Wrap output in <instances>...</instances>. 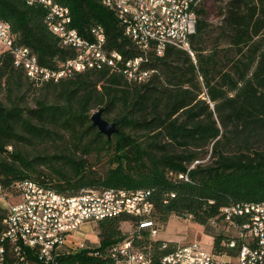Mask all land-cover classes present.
Returning <instances> with one entry per match:
<instances>
[{"label":"trees","instance_id":"1","mask_svg":"<svg viewBox=\"0 0 264 264\" xmlns=\"http://www.w3.org/2000/svg\"><path fill=\"white\" fill-rule=\"evenodd\" d=\"M55 1L69 7L72 25L79 31L99 22L107 47L124 55L132 53L112 11L98 0ZM213 1H224L217 23L206 18L205 0L197 4L195 30L189 38L193 57L182 49L166 47L163 54L152 57L148 65L156 71L142 83L128 82L105 68L84 70L64 80L40 82V88L60 85L66 105L39 103L19 108L0 104L2 181L26 177L33 163L44 162L43 156L27 160L18 150H8L9 142L51 141L61 137L60 131L69 136L63 145L79 146L80 154L69 151L49 156L59 164L53 169L55 180L29 176L57 191L148 187L147 218L164 223L170 214L188 215L208 228L220 222L219 208L229 201L264 203V0ZM45 15L46 7L36 0H0V20L9 23L14 40L29 46L39 63L53 65L71 50L59 45ZM17 73L29 85L38 83L29 80L2 50L0 85L13 82ZM88 101L104 102L103 109L121 105L124 112L117 118L119 123L140 135L118 129L113 142L98 131L84 139L94 130L86 123ZM92 146L97 151L107 149L115 164L104 172L92 168L83 156ZM179 173H186V179ZM123 220L135 223L136 217L119 213L98 219L93 224L97 237L93 249L103 251L124 238L118 228ZM146 233L143 229L134 243L143 245L152 264H159L158 257L174 242L150 239ZM224 237L215 234L211 249L234 253V248L220 242ZM86 250L61 256V264H67V259L106 263L107 258Z\"/></svg>","mask_w":264,"mask_h":264},{"label":"built area","instance_id":"2","mask_svg":"<svg viewBox=\"0 0 264 264\" xmlns=\"http://www.w3.org/2000/svg\"><path fill=\"white\" fill-rule=\"evenodd\" d=\"M36 1L46 7V24L59 45L71 54L53 65L41 64L29 46L14 40L9 23L0 20V43L13 65L33 82H56L76 72L105 68L128 82L142 83L156 71L148 63L166 47L182 49L193 57L189 38L200 0H109L114 2L112 13L132 48L128 55L106 46L99 22L81 32L72 25L67 5ZM178 176L186 179V173ZM149 193L148 187L122 186L65 193L30 177L4 183L0 174V264H5L7 256L12 258L8 264H52L55 251L71 250L73 254L81 249L107 258L104 264H152L143 245L134 243L143 229L150 236L159 229L157 222L146 217L151 207ZM119 213L136 217L134 231L105 250L93 249L96 244L76 237L83 223ZM219 214L220 224L229 231L220 242L234 248V253L207 250L194 241L177 243L158 257L159 264H264V204L229 201L219 208ZM67 264L81 263L67 259Z\"/></svg>","mask_w":264,"mask_h":264},{"label":"rangeland","instance_id":"3","mask_svg":"<svg viewBox=\"0 0 264 264\" xmlns=\"http://www.w3.org/2000/svg\"><path fill=\"white\" fill-rule=\"evenodd\" d=\"M224 1H213L205 0L206 6V18L211 23H217L220 20V12L222 11V6ZM4 50V47L0 43V52ZM75 74V73H73ZM73 74L63 78L67 79L72 77ZM62 80V79H60ZM41 83L38 82L35 85L28 84L26 79L22 74H15L14 81L10 83H1L0 85V104L6 107H33L39 103H49L54 105H66L67 101L64 99L63 94L60 92V85H51L46 88H40ZM98 88V87H97ZM74 99V98H72ZM82 102V101H81ZM73 104V100L70 101ZM98 107L104 108V102L92 104L90 101L86 104L84 111L87 115V122L90 123L89 114ZM124 112V107L119 104L112 106L109 109H103L101 115L108 119L114 120L120 117ZM118 129L129 132L131 135H140V131L133 130L129 125H122L118 123ZM94 131L97 129L94 127L93 132H90L84 139H90L93 137ZM61 137H56L54 140H46L42 142H35L31 144H21V143H12L9 142L6 145L8 150L16 149L18 150L25 159L30 160L36 156H43L44 162L33 163L30 170H27L26 177H40L48 178L51 180L56 179L55 172L53 169L59 168V164L54 160L50 159L49 156L57 152H69L71 151L74 156L80 154L79 146L73 148L72 144L63 145L64 140H69L67 133L60 132ZM64 134V135H62ZM102 137L105 138V135L102 134ZM115 139V134H111L109 140L113 142ZM65 142V141H64ZM110 152V150H109ZM90 166L96 169L98 172H104L108 166H113L115 162H110V157L108 155L107 149L93 150V146L89 151L83 155ZM207 154L203 157L202 160H205ZM95 222H85L83 223L79 231L76 234V237L86 241L89 245L97 244V237L93 224ZM158 223V222H157ZM159 229L156 234L150 236L148 231L146 237L150 239L162 238L165 240H172L174 244L184 243V242H197L203 248L211 250L212 238L215 234L221 233L226 235L229 233L220 222L213 223L208 227H204L202 224H199L193 221L188 215H174L170 214L164 223H158ZM118 228L124 237L129 236L134 231V221L130 222L129 220L119 221ZM142 234H140L141 236ZM7 261L5 264H8L12 261L10 256H7Z\"/></svg>","mask_w":264,"mask_h":264},{"label":"water","instance_id":"4","mask_svg":"<svg viewBox=\"0 0 264 264\" xmlns=\"http://www.w3.org/2000/svg\"><path fill=\"white\" fill-rule=\"evenodd\" d=\"M103 107H98L89 114L90 124L93 125L98 132L105 135L108 139L112 133L118 132L119 119L108 120L101 113Z\"/></svg>","mask_w":264,"mask_h":264},{"label":"bare ground","instance_id":"5","mask_svg":"<svg viewBox=\"0 0 264 264\" xmlns=\"http://www.w3.org/2000/svg\"><path fill=\"white\" fill-rule=\"evenodd\" d=\"M101 5L105 6L109 10L113 11L114 9V2L109 0H98ZM101 29L104 31L103 26H101ZM106 35V34H105ZM264 204V203H261ZM71 253V250H63V251H55V258L52 259V264H61L60 258L63 255H68Z\"/></svg>","mask_w":264,"mask_h":264}]
</instances>
